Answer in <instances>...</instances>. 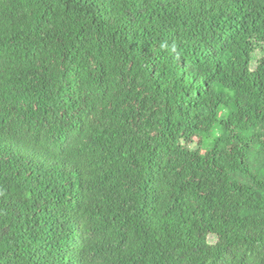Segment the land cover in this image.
<instances>
[{
	"label": "trees",
	"instance_id": "trees-1",
	"mask_svg": "<svg viewBox=\"0 0 264 264\" xmlns=\"http://www.w3.org/2000/svg\"><path fill=\"white\" fill-rule=\"evenodd\" d=\"M0 264H264V0H0Z\"/></svg>",
	"mask_w": 264,
	"mask_h": 264
}]
</instances>
